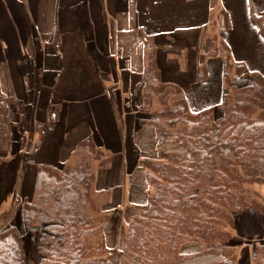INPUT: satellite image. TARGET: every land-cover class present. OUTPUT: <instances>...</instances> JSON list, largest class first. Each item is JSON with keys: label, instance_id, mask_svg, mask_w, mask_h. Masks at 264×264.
I'll list each match as a JSON object with an SVG mask.
<instances>
[{"label": "trees", "instance_id": "trees-1", "mask_svg": "<svg viewBox=\"0 0 264 264\" xmlns=\"http://www.w3.org/2000/svg\"><path fill=\"white\" fill-rule=\"evenodd\" d=\"M230 26L229 16H222L221 31ZM155 53H148L136 97L152 114L143 124L154 127L156 154L141 152L149 190L128 220L123 248L111 251L103 234L116 207L108 206L114 190L98 189L96 180L99 171L113 168L115 155L94 132L66 163L38 166L31 197L19 194L17 210L27 235L37 240L40 264H168L186 249H194L193 256L221 255L222 264L237 263L231 246L235 215L264 212L253 188L264 184V108L259 105L264 75L235 61L223 39L212 42L210 56L224 57L222 99L216 107L193 111L182 89L163 81ZM200 71L205 79L207 65ZM240 77L253 81L238 86ZM8 100L20 104L14 96ZM217 107L223 115H216ZM4 160L0 157V165ZM24 171L18 167V180ZM15 215L12 210L0 218V264H28L26 233ZM256 255V264H264V246Z\"/></svg>", "mask_w": 264, "mask_h": 264}, {"label": "crops", "instance_id": "crops-1", "mask_svg": "<svg viewBox=\"0 0 264 264\" xmlns=\"http://www.w3.org/2000/svg\"><path fill=\"white\" fill-rule=\"evenodd\" d=\"M248 1L249 12L238 13L252 16L264 32V0ZM236 8L235 0H0V157L13 156L15 138L9 131L17 128L24 143L25 154L17 163L25 170V195L34 193L38 166L66 163L78 143L94 132L105 147L120 150L113 167L122 165L121 175L127 173L128 159L140 164L137 133L143 123L131 102L143 80L148 53L156 51L163 81L179 86L191 109L206 104L211 62L206 64L205 47L210 52L211 43L222 38V16H229L228 30H233ZM214 19L219 27L212 24ZM209 30L212 39L203 43L202 56L189 60L191 72L178 73V67H185L159 39ZM234 36L227 31L228 39L223 38L233 53ZM9 96L20 104L11 103ZM109 171L104 172L105 180L111 179ZM115 172L118 177V169ZM257 185L264 184L253 187L264 201V188L261 192ZM231 232L236 264H256V250L264 246V212L248 209L235 215ZM193 254L192 249L183 250L168 264H222L221 255Z\"/></svg>", "mask_w": 264, "mask_h": 264}, {"label": "rangeland", "instance_id": "rangeland-1", "mask_svg": "<svg viewBox=\"0 0 264 264\" xmlns=\"http://www.w3.org/2000/svg\"><path fill=\"white\" fill-rule=\"evenodd\" d=\"M259 1L261 0H258L257 2ZM248 3V0H235V5L237 8L236 10H232L234 14V28L233 30H225L224 32L221 31L222 38H220V40L226 37L227 31H233L235 33V36L233 38L234 53L231 49L232 54H235L233 55V58L235 56V60H237V62L244 63L243 61H245L250 71L259 72L264 75V32L260 30V26L262 25L252 16H250V19L249 16H240V13L247 14V12H249ZM237 9L240 13H238ZM262 23H264V18L262 20ZM212 24H218L219 27L218 20L214 19ZM214 30L217 31V29ZM206 33L205 35L199 31H191L190 34L186 36L185 34L179 32L172 33L171 36H164V42L159 39V44H161L162 47L174 51V61L178 62L179 65L185 67L184 69L178 67V73L184 74L187 71L188 74L191 72V68L188 66L189 60L193 61L196 57H199L200 55L202 56L203 43L206 42L207 39H209V41H211L212 39L211 31L209 30ZM226 38L228 39V37ZM216 48H218V51H220L221 49L223 51V47L221 48L220 45H218V47ZM205 51L206 55H204L206 64H209V62H211V81L208 83V90L211 92V96L208 98V100H206V104L200 107H192L194 111H199L211 106H218V104L221 102L223 94L224 57H222L220 54V56H209V46L205 47ZM206 56L209 58L206 59ZM188 67L190 69H188ZM252 81L253 80L250 77H240L236 80L235 84L238 86H243L251 83ZM169 91L172 92V89H170ZM182 94H184L183 90ZM135 99L136 100L134 102H131V104H133L132 108L139 114V124H142L143 120H146L144 118H150L152 114H150L151 112L148 113L146 110H143L139 98L137 99V97H135ZM259 105L264 108V102H260ZM159 107L160 106L157 103L154 106V108L158 109ZM216 115H223V111L218 107L216 108ZM139 124H137L138 127ZM141 126L142 130L137 133L139 135L137 142L140 147V149L138 150L139 152H142V155H154L156 154V135L154 127L147 124H142ZM18 128L24 129V127ZM11 130L12 131L9 132L10 134H13L15 138L13 143L14 148L12 150L13 156H11V159L4 158V162L0 165V218L2 214H7L9 212H12L13 210L14 213H16L14 217L16 224L18 225L22 233H26V227L22 219V212L21 210H17L18 205H16L20 200L19 194H21L23 197L26 196L29 198V195H25L24 193L25 181L21 179L18 180L16 177V173L18 170L17 162L19 159H22L25 154L23 149L24 143H22V136L19 131H17V128L13 127ZM139 137H142V139L140 140ZM170 147L171 146H169L168 149H170ZM18 148H21L20 152ZM113 153L115 156L121 155L120 150H118L117 148L113 150ZM13 158L14 160L11 161ZM125 164L127 173L124 172V176L121 175L122 165L120 166V168H118V164H116L112 170H108L111 173V179L105 180L103 178V176H105V171H99L96 180V187L98 186V189H106L107 185H109V190H111L112 187L115 189V191L113 192L114 199H112L111 197L108 206L110 205V207H116H114L115 210L113 209L112 211V218L105 224V229L103 232L104 236L107 239L108 247L111 251L114 248H123L126 228L129 224V221L134 217L136 213L135 206L142 204L146 200L147 191L149 190L146 179V171L143 163L140 162V164H135L133 159H128L127 163ZM31 166L28 169H31ZM117 169L119 171L118 177H116L117 172H115V170ZM257 186L262 192V188H264V186ZM116 210L118 211L117 215L115 214ZM9 218L10 217H8L7 219ZM237 239L239 240V238ZM32 240V236L30 235L29 237L26 233L25 241L27 243L26 251L28 264H40L41 257L36 247L37 240H35V242H33ZM115 262H117V260ZM136 264L142 263L138 262Z\"/></svg>", "mask_w": 264, "mask_h": 264}]
</instances>
